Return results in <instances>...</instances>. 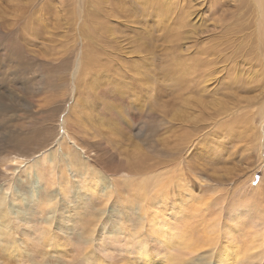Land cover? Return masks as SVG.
Wrapping results in <instances>:
<instances>
[{
  "label": "rangeland",
  "instance_id": "1",
  "mask_svg": "<svg viewBox=\"0 0 264 264\" xmlns=\"http://www.w3.org/2000/svg\"><path fill=\"white\" fill-rule=\"evenodd\" d=\"M116 1L0 0V196H6L0 207V264H219L217 254L232 241L240 246L237 255L231 252L236 264H264V94H254L259 103L236 113L239 125L237 120L225 129L211 125L174 154L171 145L179 133L173 129H183L179 121L187 130L210 121L201 123L198 101L190 94L165 110H148L147 101L132 93L129 58L111 63L116 55L110 46L86 28L102 7L119 8ZM174 3L191 13L189 26L177 21L176 27L197 34V44L187 49L190 42L184 41L181 53L200 57L213 38L225 44L210 74L199 76V87L168 77L154 80V90L164 98L168 90H264V0ZM142 5L143 0H122L123 10L137 20L155 14L144 16ZM154 9L159 10L156 1ZM153 21L146 23L154 26L157 50L164 52L170 38ZM231 42L244 56L234 58L232 70ZM81 51L85 59L79 65ZM162 59L163 54L151 57V67ZM97 61H110V67ZM246 94L233 92L232 98ZM216 98L207 97L206 108ZM237 104L231 108L243 105ZM243 121L254 123L259 141L236 140ZM206 134L208 148L200 151ZM61 145L69 146L68 155L61 154ZM44 155V164L35 165ZM193 160L203 169H192ZM37 168L46 176L42 183L36 182ZM195 210L197 217L187 212ZM156 221L165 235L171 230L172 239L185 230L184 222L195 231L209 232L215 225L213 240L209 245L196 240V251L169 249L167 237L152 228Z\"/></svg>",
  "mask_w": 264,
  "mask_h": 264
},
{
  "label": "bare ground",
  "instance_id": "2",
  "mask_svg": "<svg viewBox=\"0 0 264 264\" xmlns=\"http://www.w3.org/2000/svg\"><path fill=\"white\" fill-rule=\"evenodd\" d=\"M105 1L108 2V0H105ZM155 1L157 3V7L159 8V10L154 9L155 8ZM158 1L159 2H157V0H143V5H142V8H143L142 13H144L143 15L146 16V12H148V11H150L152 13L155 12V14L148 15L147 17L143 18V20H137V18L134 17V15L132 13L130 14V13H127L123 10L122 0H117L116 2L119 3V6H118L119 8L107 7V6L102 7L101 10L93 16L92 20L89 22V24L87 25L86 28L89 30V33L99 32L101 40L110 46L109 50H110L111 54L116 55L115 57L112 58L111 63H113V61L118 62V58H116V57L125 56L123 58H125V59L129 58V61L132 64V67L130 70H131V73L133 74L131 76V78L128 79L130 82V85H132L131 91L133 94H140L142 96V99L147 101L148 110H152L154 108H158L157 110H159V109L165 110V109H167V107L169 105L174 106L177 100L182 99L183 96L188 95V94H190L191 96H194L195 99L198 101V105L196 107V112L199 114L198 118L201 119V123L206 121V120H209L210 123L205 125V126L204 125L203 126H200V125L192 126L191 130L190 129L187 130L185 128L184 123H182V122L180 123V121H179L178 122L179 127L183 128V129L180 128L182 132H180V130L178 131L176 129H173L174 132H178L179 134L176 135L177 139H175L171 145V150L174 152V154H176V151L179 149L180 146H185L189 143V142H187V140H189V139L195 140L196 138L198 139V134H200V132H202L203 130L209 128L211 125H215L217 123L216 129H218V130L219 129H225V128L229 127L228 124L231 123L232 120L233 121L237 120V122H235L236 123L235 125H239L240 121L242 120L241 119L242 117H240V116L236 117V115H239L236 113L239 112V110L247 109L251 105V103L254 104V106H256L259 103L258 102L259 98H257L254 94H259L261 96L264 94V90H233L234 93L241 92V93L250 94V95L246 94L248 97H244L241 99H235V100H233V98H232L233 92H231V90H168V93H167L165 98L163 96H161V90H154L153 89L154 80H155V82H158V80H160L159 78H164V80L167 79L168 77H173V78H176L177 80L179 78H182V80H184V82H186L184 84L186 87H187V85L199 87L202 84V81L200 79H198L199 76L201 74H206V75L210 74V71L212 69L213 64L216 63L215 56L217 53H219L222 50V46L225 44V42H221L222 44H220L217 41H213V40H215V38L211 37V38H213L211 40L212 44L210 45L209 49L207 51H205L206 52L205 54H200V57L197 56V53L190 54L188 50H187V52L184 50L186 52L185 54L181 53L182 52L181 51V45L186 46V44H184V41L188 40V42H190L189 45H187V47H186L187 49H190L193 44H197L196 43V39H197L196 38V36H197L196 32H194L193 30H191L189 28H187L188 30H186V31H182L184 28L186 29V27H183V28L176 27V24H175V23H178L177 21H179L183 26H189L188 25L189 24L188 18H189L191 13L190 14L186 13V9H185L184 4H183V6H184V12L185 13L182 10L178 9V7L176 8L175 3H174L175 0H168V1L167 0H158ZM185 1H187V0H185ZM190 1H194V0H190ZM197 2H198V0H197ZM209 2H210V0H209ZM181 3H185V2L181 1L180 4ZM210 6H213V5H209L208 7H210ZM216 6L217 5L215 4L214 7H216ZM181 9H183V8H181ZM225 10H226V8H225ZM180 11H182V15L179 13ZM208 11L215 14V12L217 10L211 9ZM233 13H235V12L233 11ZM179 14L181 16L176 17V15H179ZM143 15L141 17H143ZM166 18L169 20H166ZM147 20L149 22H151V20H154L153 22L155 23L156 26H157V23L159 25L161 24L163 30H161L160 32L163 34V37H168V39L170 38V40L164 45V52H158L157 47H158L159 43H156V42H159V40H158L159 35L155 36L153 34V32H151L152 29L154 28V26H152V28H151L150 25H152V23L151 24L149 22L146 23ZM113 21H116L117 23L112 24ZM180 23H178V24H180ZM197 26H199V25H197ZM215 26H217V25H215ZM199 29H201V28H199ZM156 31H158V30H156ZM182 34H183V36H181ZM102 36H103L104 40L102 39ZM90 40L92 42H95L97 39H94V40L90 39ZM169 42H170V44H169ZM127 46H129V47H127ZM183 49L184 48L182 47V50ZM241 51H242V48L238 53H235L232 50V42H231V70L234 68V62H236L234 60V58H239V57L243 58L244 57L241 54ZM160 54H163V59L160 60V62H159L160 66L157 67L156 65H154L153 66L154 68H152L151 67L152 66L151 57H155L156 55H160ZM135 56H137V59ZM201 56H203V57H201ZM84 57H85V55H83V51H81L79 57L76 58V63L77 64L79 63V65H80L84 61V59H85ZM134 57H135V60L133 59ZM97 62L100 65L105 66L106 69L110 67V61H108L107 64L104 63L103 61H97ZM190 71L193 75L187 74ZM232 73H233V71L231 72V74ZM157 74H161V75H157ZM233 79H235V78H233ZM258 81H259V78L257 79V83L255 84V86L258 84ZM114 82H115V80L112 78L111 83H114ZM107 83L110 85L109 81H107ZM125 83H126V81H125ZM178 83L179 82L177 81V84ZM158 85H162V83H158ZM215 96L217 97L216 98V104H212L211 106L206 108V105H207L206 98L207 97L215 98ZM262 97H264V95ZM243 99H245L246 102H244ZM162 101H164V103H162ZM237 103H243V105L240 107V109L233 110L231 108V104L232 105H238ZM247 120H248V118H247ZM262 121L264 122V119ZM198 122H199V120H198ZM235 125H233V126H235ZM244 125H247L249 128L247 127L248 129H246V130L241 129L242 126H244ZM253 126H254V123H252V122L249 123V122L243 121V123L241 124V127H239L240 129L238 130V128H237V130H238L237 131L238 132L237 137L238 138L236 140H238L240 143L243 144V143H245V136H250V137H255L257 139V141H259L260 136H259V134L255 135V128ZM234 133H235V131H234ZM208 138H210L209 134H206L200 140L199 147H198V149L200 151H203L206 148H208V146H207L208 144L205 145V142L207 141L206 139H208ZM250 142L251 141H249L248 143H250ZM73 143L76 144V141L73 140ZM217 147H220V146H217ZM82 149L83 148L80 147V150H82ZM195 150L197 151V147L195 148ZM178 151L180 152V149ZM68 152H69V146L65 145L64 147H62V145H61V154L68 155ZM191 156H193V154ZM45 157H46L45 155L42 156V158H41L42 161H39V160L36 161L35 165H39V164L43 165L44 161H45ZM69 157H70V155H69ZM196 157H198L197 153L195 154V158ZM188 165L192 169H197V170L198 169L201 170L204 167L202 165V163L197 162L196 160H193L191 163H188ZM185 171H186V168H185ZM25 172L27 173L28 177H30L31 168L29 166H27V168L25 169ZM34 175H35V179H36L37 183H42L46 179L45 174L44 175L40 174V171H38V168L34 171ZM54 176H55V171H52L51 178L54 179ZM172 179H173V175L169 178L168 183L171 182ZM172 181H174V179ZM34 185H35V182H31L30 186L33 187ZM6 190H10V186L7 187ZM3 192H4V190H3ZM0 193H2V192L0 191ZM3 194H2V196H0V207L4 206L6 204V196H3ZM196 210L195 211H187V212H189L192 217H197L198 214H197ZM6 212H8V210ZM183 220L186 221V218L184 217ZM201 220H202V218H201ZM256 220H258V219H256ZM261 224H262V221L260 223H255V225L253 226V229L257 228ZM160 225H162V223ZM184 225L186 226L184 228L185 229L184 231L179 229L182 231V232H180V236L176 235L177 238L172 239L171 238L172 237L171 230H168L167 234L165 235L164 229L162 230V227L158 226V222L157 221L152 222V228H153L154 232L156 234H159V235L164 234V236L167 237L168 242L165 243V246L169 249L173 248V246H180V248H182L183 250L196 251V250H198L197 245L199 244L198 242H196V240H201L202 242H205L208 245L213 240L211 235L215 232V225L209 227V229H210L209 232L206 230L207 227L202 228L200 231H195L196 228L192 227L194 225L188 227L189 225H186L185 222H184ZM198 225H200V224H198ZM196 230H198V229H196ZM230 230H231L230 226H226V228L224 229V231L227 233ZM255 232H258V231H255ZM184 237H185V239L183 240ZM231 239H232V237H231ZM160 240H161V238H160ZM229 240H230V238H229ZM228 245H230V247L227 245H224L223 246V252H221V254H217V256L220 255V257H218V259H217L219 264H222V263L226 264L229 261H231L230 264H236V260L232 259V257H231V252H235V254L237 255L239 253L240 246L237 245L234 241H232ZM246 246L247 245H243V247H246ZM249 250H250V248L244 249L245 252H248Z\"/></svg>",
  "mask_w": 264,
  "mask_h": 264
}]
</instances>
